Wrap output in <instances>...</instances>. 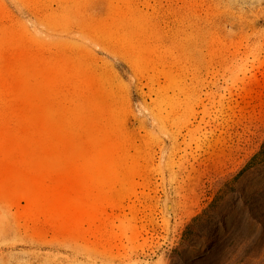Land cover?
I'll use <instances>...</instances> for the list:
<instances>
[{
    "label": "rangeland",
    "instance_id": "374dc122",
    "mask_svg": "<svg viewBox=\"0 0 264 264\" xmlns=\"http://www.w3.org/2000/svg\"><path fill=\"white\" fill-rule=\"evenodd\" d=\"M0 264H264V0H0Z\"/></svg>",
    "mask_w": 264,
    "mask_h": 264
}]
</instances>
